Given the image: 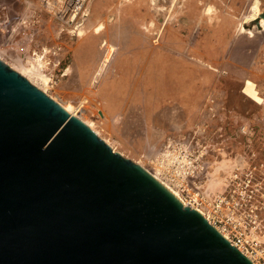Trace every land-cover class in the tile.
Listing matches in <instances>:
<instances>
[{
  "label": "rangeland",
  "instance_id": "rangeland-1",
  "mask_svg": "<svg viewBox=\"0 0 264 264\" xmlns=\"http://www.w3.org/2000/svg\"><path fill=\"white\" fill-rule=\"evenodd\" d=\"M65 2L0 0V58L160 178L169 149L187 206L223 199L264 246V0H87L71 21Z\"/></svg>",
  "mask_w": 264,
  "mask_h": 264
},
{
  "label": "water",
  "instance_id": "water-1",
  "mask_svg": "<svg viewBox=\"0 0 264 264\" xmlns=\"http://www.w3.org/2000/svg\"><path fill=\"white\" fill-rule=\"evenodd\" d=\"M0 264H255L0 58Z\"/></svg>",
  "mask_w": 264,
  "mask_h": 264
},
{
  "label": "built area",
  "instance_id": "built-area-1",
  "mask_svg": "<svg viewBox=\"0 0 264 264\" xmlns=\"http://www.w3.org/2000/svg\"><path fill=\"white\" fill-rule=\"evenodd\" d=\"M173 154L169 149H165L159 156L158 165L162 167V177L164 181L166 180L171 187H183L186 188V179L190 175L188 171V166H178L180 164L178 161L173 159ZM172 163V164H171ZM172 165L178 166L179 169L175 170ZM174 169V170H173ZM223 199H218L215 202V211L212 219L210 215H207V220L215 226L223 235H227V239L230 243L236 246L241 252L246 256L249 255L253 259L255 256L263 257L264 246H261L258 238L252 232H247L245 226L241 224V221L236 217V212L234 208L223 209ZM187 205V204H186ZM228 207V204H226ZM191 207V206H190ZM229 208V207H228ZM222 223L220 226L218 223Z\"/></svg>",
  "mask_w": 264,
  "mask_h": 264
},
{
  "label": "bare ground",
  "instance_id": "bare-ground-1",
  "mask_svg": "<svg viewBox=\"0 0 264 264\" xmlns=\"http://www.w3.org/2000/svg\"><path fill=\"white\" fill-rule=\"evenodd\" d=\"M91 1V0H90ZM87 2V0H66L65 2V9L63 10L65 14H70L68 16V21L74 20V18H76L77 14H79L81 8L85 5V3ZM55 6V2L54 1H50L49 6L51 8V10H54ZM249 20L254 21L255 17L253 16H249ZM37 69V68H36ZM21 74H23L27 79H29L33 84L37 85L40 89H42L44 92L45 91V87H47L48 85V76L44 75V74H40L38 72H36L34 69L31 68H23L21 67L20 70H18ZM57 102H59L67 111H69L71 114H73L74 116H76L77 118L81 119L83 122H85L88 126L91 127V124L88 123L85 119H83L81 117V115H79L78 113L72 111L71 109H69V107L67 106V104L62 103L61 101H58L57 99H55ZM95 132H97L96 130H94ZM100 134V133H99ZM107 141V140H106ZM109 143V142H108ZM110 144V143H109ZM113 147V146H112ZM140 165V164H139ZM141 166V165H140ZM143 167V166H142ZM144 168V167H143ZM146 169V168H144ZM147 170V169H146ZM148 171V170H147ZM156 172V171H155ZM151 173V172H150ZM155 178H157L159 181H161L165 186H167L173 193L174 195L178 196L186 205V202L183 200L182 196L177 192V190H175L174 188L170 187L165 181H163L160 176H158L157 174H153L151 173ZM219 178V177H218ZM215 183V182H214ZM210 186V185H209ZM215 186V185H214ZM198 211H200L204 216H206L203 211H201L200 209L196 208ZM207 217V216H206ZM208 218V217H207ZM224 236L226 238L227 235L224 234ZM248 256V255H247ZM249 257V256H248ZM250 258V257H249ZM251 259V258H250ZM252 260V259H251ZM255 262V261H254Z\"/></svg>",
  "mask_w": 264,
  "mask_h": 264
}]
</instances>
